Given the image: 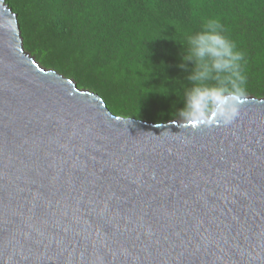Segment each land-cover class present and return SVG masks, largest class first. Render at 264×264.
Here are the masks:
<instances>
[{"label":"water","instance_id":"1","mask_svg":"<svg viewBox=\"0 0 264 264\" xmlns=\"http://www.w3.org/2000/svg\"><path fill=\"white\" fill-rule=\"evenodd\" d=\"M0 264H264V99L115 116L0 0Z\"/></svg>","mask_w":264,"mask_h":264},{"label":"trees","instance_id":"2","mask_svg":"<svg viewBox=\"0 0 264 264\" xmlns=\"http://www.w3.org/2000/svg\"><path fill=\"white\" fill-rule=\"evenodd\" d=\"M5 2L25 51L115 116L166 124L264 99V0Z\"/></svg>","mask_w":264,"mask_h":264},{"label":"rangeland","instance_id":"3","mask_svg":"<svg viewBox=\"0 0 264 264\" xmlns=\"http://www.w3.org/2000/svg\"><path fill=\"white\" fill-rule=\"evenodd\" d=\"M89 91H90V90H89ZM210 113H211V112H210ZM210 113H209V114H210ZM209 114H208V115H209ZM208 115H207L205 118H207V117H208Z\"/></svg>","mask_w":264,"mask_h":264}]
</instances>
